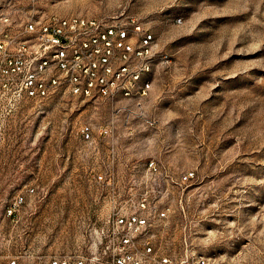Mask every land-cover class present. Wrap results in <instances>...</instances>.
<instances>
[{
  "label": "rangeland",
  "instance_id": "1",
  "mask_svg": "<svg viewBox=\"0 0 264 264\" xmlns=\"http://www.w3.org/2000/svg\"><path fill=\"white\" fill-rule=\"evenodd\" d=\"M37 9L148 22L171 61L157 66L144 116L103 99L0 97V256L85 248L107 211L78 130L117 115L121 158L185 171L186 207L169 219L173 249L264 264V0H37ZM182 17L180 24L176 18ZM14 218L4 208L18 192Z\"/></svg>",
  "mask_w": 264,
  "mask_h": 264
},
{
  "label": "built area",
  "instance_id": "2",
  "mask_svg": "<svg viewBox=\"0 0 264 264\" xmlns=\"http://www.w3.org/2000/svg\"><path fill=\"white\" fill-rule=\"evenodd\" d=\"M37 0H0V97L9 100L72 95L103 99L124 116H144L157 66L171 61L144 19L103 20L37 9ZM182 22V17L176 18ZM78 130L93 158L92 178L103 191L106 214L85 248L15 251L0 264H230L221 251L173 249L169 219L186 207L194 171L155 158L122 159L117 115ZM31 186L5 206L14 218Z\"/></svg>",
  "mask_w": 264,
  "mask_h": 264
}]
</instances>
